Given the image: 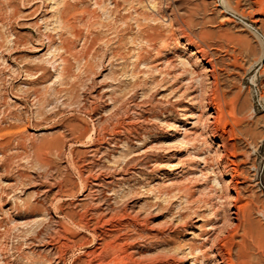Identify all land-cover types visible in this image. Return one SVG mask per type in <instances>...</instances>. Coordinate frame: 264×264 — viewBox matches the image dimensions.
<instances>
[{
  "label": "rangeland",
  "instance_id": "obj_1",
  "mask_svg": "<svg viewBox=\"0 0 264 264\" xmlns=\"http://www.w3.org/2000/svg\"><path fill=\"white\" fill-rule=\"evenodd\" d=\"M231 2L0 0V264H89L103 237L140 264H215L212 251L226 263L222 240L241 235L224 219L235 192L218 184L222 138L205 134L213 108L200 93L249 134L224 138L255 161L237 188L261 237H245L251 264H264V7ZM156 31L173 42L154 49L143 36ZM203 31L248 48L215 51L216 81L191 55Z\"/></svg>",
  "mask_w": 264,
  "mask_h": 264
},
{
  "label": "bare ground",
  "instance_id": "obj_2",
  "mask_svg": "<svg viewBox=\"0 0 264 264\" xmlns=\"http://www.w3.org/2000/svg\"><path fill=\"white\" fill-rule=\"evenodd\" d=\"M128 1V0H127ZM228 4H231V0H226ZM103 2V1H102ZM239 2V1H238ZM237 2V3H238ZM130 3V2H129ZM128 3V4H129ZM138 4V3H137ZM225 5V4H224ZM249 7L255 9L256 11L262 10L264 7V0H249L248 2ZM63 6V5H62ZM155 7V6H154ZM153 7V8H154ZM152 9V8H151ZM250 9V8H249ZM63 14L67 11V8H63L61 9ZM124 10V9H123ZM255 12V11H254ZM139 14V13H138ZM68 16V15H66ZM139 16V15H138ZM165 16V15H164ZM164 16H162V19L164 18ZM59 17V16H58ZM60 19V18H59ZM157 19V18H156ZM263 20L264 18L257 16L254 20L255 21H259V20ZM74 20V19H73ZM159 20V19H158ZM176 20V22L178 23L180 30H182V32L185 33L186 35V41H190L192 40V34L190 35L189 33H187L186 28L190 31H192V25L190 20L183 18L182 16L180 17H170L169 21H173ZM60 21V20H59ZM58 21V23H59ZM161 21V20H160ZM93 22V21H92ZM101 22V21H100ZM156 22V21H155ZM61 23V22H60ZM65 23V22H64ZM67 23V21H66ZM94 23V22H93ZM92 23V24H93ZM103 24V23H101ZM65 25V24H64ZM63 25V26H64ZM99 25V24H98ZM106 25V24H105ZM164 25V24H163ZM59 26V24H58ZM62 26V25H61ZM67 26V25H66ZM186 27V28H185ZM48 28V26H47ZM64 28V27H63ZM67 28V27H65ZM71 28V27H69ZM141 28V27H140ZM154 28V27H153ZM152 28V29H153ZM68 29V28H67ZM72 29V28H71ZM160 29V28H157ZM161 30V29H160ZM67 31V30H66ZM65 31V32H66ZM71 31V30H70ZM73 31V30H72ZM88 31V30H87ZM138 31V30H137ZM162 32H166L162 31ZM160 31H156V32H152L151 34H146L143 36L144 39L150 41V43H152V47L156 50H159V43H161V45L164 46L165 45H169V40L172 37V35L167 34H163ZM57 33V32H56ZM142 34V33H141ZM78 35V34H77ZM167 35L171 36L168 37ZM59 36V35H58ZM72 37V36H71ZM201 43L196 42L195 43V48L194 50L191 51V55L195 56V62H203L201 64L202 70L201 73L204 76L210 75L212 76V78L214 79V81H216L218 79V73H217V58H216V53L215 51L218 50H224L227 54H233V56L235 57L237 54H241L244 53L245 51L248 50V48L246 46H243L241 44L240 38L238 36H234L231 35L229 32H220L219 35L217 37L214 36V33L208 32V31H203L201 32L198 36H197ZM45 38V37H44ZM47 38H50L49 36H47ZM77 38V37H76ZM172 39V38H171ZM217 39L219 41V43L217 42ZM88 41V40H87ZM100 41V40H99ZM173 42V41H172ZM171 42V43H172ZM129 43V42H128ZM144 44V43H143ZM179 44V43H178ZM134 45V44H133ZM171 45V44H170ZM149 46V45H148ZM51 47V46H50ZM53 48V47H51ZM71 48V47H70ZM94 48V47H93ZM40 49V48H39ZM161 50V49H160ZM156 52V51H155ZM220 52V51H219ZM226 54V55H227ZM239 56V55H238ZM152 58V57H151ZM150 58V59H151ZM161 59V58H160ZM167 60V59H166ZM139 61L145 62L146 59H144L141 55H139ZM152 61V60H151ZM156 61V60H155ZM163 61V60H162ZM149 62V61H148ZM161 62V61H160ZM184 65H187L189 62H186L185 60H182ZM153 63V62H152ZM151 63V64H152ZM139 62H138V66H139ZM160 64V63H158ZM141 65V64H140ZM133 67V66H132ZM139 68V67H138ZM136 68V69H138ZM184 68V67H183ZM186 68V67H185ZM222 68V67H220ZM187 70V69H186ZM137 71V70H136ZM179 71V70H178ZM219 71V70H218ZM135 72V70H134ZM221 72V71H220ZM194 73V71H192V74ZM200 73V74H201ZM130 74V73H129ZM132 74V73H131ZM166 74V73H165ZM169 74V73H168ZM202 76V75H201ZM209 76V77H210ZM173 78V77H172ZM200 78V77H199ZM182 79V78H181ZM183 81V80H181ZM193 81V80H192ZM219 81V80H218ZM162 82V81H161ZM183 83V82H181ZM186 83V82H185ZM205 83V82H204ZM178 87V86H177ZM176 90V89H175ZM178 90V89H177ZM182 91V90H181ZM193 91V90H192ZM185 92V91H184ZM194 99L199 100V101H206L208 105L212 104L211 108H213V112H207L205 113L206 115V126H207V131H205V134H211V135H215L216 132H219L222 138V141L217 143V149H215V154H217V158H216V163L218 166H220V172H219V182L218 184H221L223 189L228 190L230 187H232V190L235 192V195L233 196V210L229 211V214L226 213V211H224V219H232L234 226H235V233L238 234L239 232H241L240 238L239 239H235V236H232V240L230 243L226 242L225 239L226 237H224V239L222 240L223 244H229V248H228V253H226L227 256V262L224 263L223 257L216 252L212 251V255L213 258L216 260V262L218 261L219 264H233L234 260H233V255H232V250L235 248L238 252V255L241 259V263L242 264H251L252 258L250 256L249 253V244L248 242L245 240V237L249 236L251 237L253 242L259 243L261 241V237L259 236L260 234H258L257 236L254 234V229L251 227L252 223L250 221V219H246L247 215H246V208L250 207V202L247 201L245 203H241V201L243 200L242 196L240 195V192L237 188V185L239 184H245L243 183L244 180H247L250 176V168L251 166H254L255 161L253 159L250 160V154L247 153V151H244L241 147H238V145L236 144L235 141L230 142V141H226L224 136L228 135L230 140H234L235 137L241 136V135H246V137L249 135L245 129H242L241 127H230L228 128V124H227V120L224 117V110L221 107L216 106V100L215 98H209L206 97L203 93L194 94ZM191 102V101H190ZM197 102V101H196ZM192 104V103H191ZM206 104V105H207ZM205 105V104H204ZM151 106V105H150ZM210 108V107H209ZM212 110V109H211ZM206 111V110H205ZM229 111V110H228ZM233 111V110H231ZM226 112V110H225ZM185 113V112H184ZM234 113V112H232ZM185 116V115H184ZM204 116V115H203ZM195 118V117H194ZM197 118V117H196ZM204 118V117H202ZM201 118V119H202ZM234 118V117H233ZM200 119V120H201ZM123 120V119H122ZM233 120V119H232ZM234 120H236L234 118ZM129 122V121H128ZM230 122V121H229ZM238 122V121H237ZM235 125H236V123ZM130 123V122H129ZM230 124V123H229ZM232 124V123H231ZM18 127V126H17ZM193 127H195V125H193ZM197 128V127H196ZM195 128V129H196ZM205 128V127H204ZM2 129V128H1ZM75 130V128H72ZM126 129V127L124 128ZM127 129L130 130V124L129 126H127ZM127 130V131H128ZM188 130V129H186ZM185 130V131H186ZM196 132V131H195ZM194 133V132H193ZM1 134V133H0ZM219 135V134H218ZM1 136V135H0ZM203 136V135H202ZM186 139V135L184 136ZM189 135V138L187 137V139L190 140H197L198 137L197 135L191 137ZM228 138V139H229ZM184 139V138H182ZM244 139V138H243ZM8 140V139H7ZM245 140V139H244ZM60 141V140H59ZM187 141V140H185ZM207 141V140H206ZM205 141V142H206ZM246 141V140H245ZM8 142V141H7ZM247 142V141H246ZM207 143V142H206ZM89 144V143H88ZM258 145V144H257ZM198 146V145H197ZM2 147V146H1ZM7 148V147H6ZM90 148V147H89ZM91 150H96L95 148H92ZM93 152V151H92ZM96 152V151H94ZM214 152V150H213ZM190 153V152H189ZM242 154L245 158L243 159H239L238 161L235 159H231L229 156H236V154ZM90 154V153H89ZM238 156V155H237ZM242 156V157H243ZM207 157V156H206ZM239 157V156H238ZM237 158V157H236ZM205 160V159H204ZM242 160V161H241ZM210 161V160H209ZM208 160H206V162H209ZM241 161L243 163H245V167L240 168L238 166V162ZM208 165V163H206ZM212 164V163H211ZM211 166V165H210ZM72 167V166H71ZM206 169V168H205ZM251 171V170H250ZM242 179V180H241ZM100 180L98 179H94V181L92 182V184L94 186H99V182ZM106 181V180H105ZM177 183V182H176ZM248 184V183H247ZM93 186V187H94ZM186 188V187H185ZM188 188V187H187ZM103 189V188H102ZM194 190V189H193ZM102 191V190H101ZM220 193V192H219ZM214 194V193H213ZM216 195V194H215ZM218 197H222L221 195ZM227 199V197H231L228 195L223 196ZM217 199V198H216ZM201 200V199H200ZM207 202V201H205ZM209 202V201H208ZM231 202V201H230ZM213 204V203H212ZM212 206V205H211ZM210 210V209H209ZM231 212V213H230ZM250 212V209H249ZM216 213V212H215ZM222 214V213H221ZM229 216V217H228ZM227 219V220H229ZM93 220V219H92ZM246 221V222H245ZM230 222V221H229ZM228 226V225H227ZM232 227V226H231ZM215 228V227H214ZM105 231V230H104ZM105 234V233H104ZM107 234V233H106ZM105 234V235H106ZM221 235V234H220ZM109 236V234H108ZM206 237V236H205ZM204 237V238H205ZM109 238V237H108ZM126 238V237H125ZM208 238V237H206ZM124 239V238H123ZM216 240H220L219 237H215ZM117 240V239H116ZM128 241V240H126ZM204 241V240H203ZM210 242V241H209ZM215 242V241H214ZM217 242V241H216ZM219 243V241H218ZM98 244V243H97ZM123 243L122 242H113L111 240L106 239L105 237H103V239L100 241L99 245L95 248H93L92 250V258L89 259L88 263L89 264H140V260L136 257V252L134 251V249L132 251H129L127 249H123ZM51 246V245H50ZM258 246V245H257ZM58 247V246H57ZM142 247V246H141ZM212 248V247H211ZM138 251V250H136ZM201 251V250H200ZM139 252H137L138 254ZM190 253H193V251H191ZM140 254V253H139ZM205 254V253H204ZM195 255V254H194ZM141 256V255H140ZM191 256V255H190ZM193 256V255H192ZM196 256V255H195ZM142 257V256H141ZM196 259V258H195ZM193 259V260H195ZM214 261V260H213ZM217 262V263H218ZM198 263V262H197ZM215 263V264H217ZM85 264V263H84ZM150 264V263H149ZM195 264V263H192ZM200 264V262H199ZM212 264H214L212 262Z\"/></svg>",
  "mask_w": 264,
  "mask_h": 264
}]
</instances>
